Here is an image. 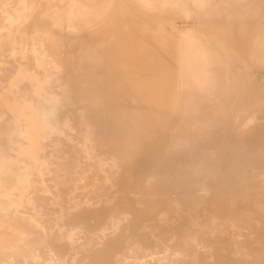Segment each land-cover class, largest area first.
Returning <instances> with one entry per match:
<instances>
[{
  "label": "bare ground",
  "instance_id": "bare-ground-1",
  "mask_svg": "<svg viewBox=\"0 0 264 264\" xmlns=\"http://www.w3.org/2000/svg\"><path fill=\"white\" fill-rule=\"evenodd\" d=\"M128 1L0 0V264H264V81L247 69L264 66V0ZM166 11L184 22L156 21L167 63L90 108L72 54ZM199 15L235 37L255 23L250 49ZM104 98L121 114L102 125Z\"/></svg>",
  "mask_w": 264,
  "mask_h": 264
},
{
  "label": "rangeland",
  "instance_id": "rangeland-1",
  "mask_svg": "<svg viewBox=\"0 0 264 264\" xmlns=\"http://www.w3.org/2000/svg\"><path fill=\"white\" fill-rule=\"evenodd\" d=\"M123 2L129 3L128 0H123ZM244 5H246V3H244ZM131 9L136 13V7H132ZM138 17L141 23L153 20L151 21V27L142 28V26H140L136 28L135 26L131 29L129 26L125 25L123 26L125 28L122 29L120 25L106 24L101 27L98 32L91 34L83 40V45L80 46L79 54H72V66L73 69H77L79 72V84L82 88V92L86 95L84 96L88 100L87 104L89 107H92L94 96L102 97L104 95L107 97L108 95L111 99H115L114 102L120 101L121 97H124V92L127 89L123 86V82L131 72L136 75L137 71L141 73L148 65L160 68V65H164L165 62L167 63V61L164 60V56L166 57L167 55L161 47L157 46V43L161 39V31L156 29V21H165L163 23L164 28L172 31L173 24L171 21L173 20L177 25L183 26V20H181L177 14H171L167 11L162 16L140 14ZM195 24L199 27H204L219 39L224 38L232 45L235 43L238 44L237 47L243 50L250 49V36L256 31V24L251 23L247 25L246 29L239 32L236 37L235 35L222 33L219 30L220 25L218 18L205 15H199L195 20ZM104 41H110L112 44V47L107 51L98 48L105 44ZM123 42L125 44L122 46ZM124 62L126 63V68L118 70V66ZM105 66L111 68L109 74L112 75V78H107L105 76L107 72L102 70ZM247 69L258 81H264V66L255 67L248 65ZM111 79L117 80L120 83L116 90H112L110 85ZM158 88L159 87L155 86L149 88L153 97L160 96L157 90ZM160 89V91H168L169 88L165 87ZM102 104L106 112L96 111L94 113L98 123L103 125V123L113 122L111 119L104 118L105 115L112 117L121 114L114 109L107 111L108 105H106L105 98ZM113 105L114 104L110 106L113 107ZM128 106L126 105V107ZM72 114L73 118H75L74 112H72ZM125 114L130 115L131 112L126 110ZM107 129H110V127Z\"/></svg>",
  "mask_w": 264,
  "mask_h": 264
}]
</instances>
